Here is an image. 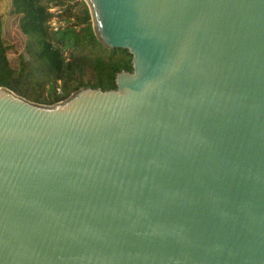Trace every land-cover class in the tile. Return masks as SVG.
<instances>
[{"label":"water","instance_id":"95a60500","mask_svg":"<svg viewBox=\"0 0 264 264\" xmlns=\"http://www.w3.org/2000/svg\"><path fill=\"white\" fill-rule=\"evenodd\" d=\"M114 87L0 86V264H264V0H84Z\"/></svg>","mask_w":264,"mask_h":264},{"label":"trees","instance_id":"16d2710c","mask_svg":"<svg viewBox=\"0 0 264 264\" xmlns=\"http://www.w3.org/2000/svg\"><path fill=\"white\" fill-rule=\"evenodd\" d=\"M61 0H56L59 4ZM9 12L18 14L17 27L26 37L23 55L17 58L16 66H10L5 55L11 47L3 42L2 26L0 18V86H5L20 96L27 95V86H48L49 98L32 95L31 99L38 103L51 104L65 98L72 90L82 86L99 87L101 89L113 88L114 73L131 70L129 55L126 50L120 48H104L95 38L87 7L83 4L81 14L73 25L57 28L52 32L48 30L46 21L50 17L46 6L39 0H9ZM80 26L78 30L76 27ZM64 49H77L83 46L93 48V54L89 60L84 54L71 55L70 60L62 55L58 46ZM101 51H106L103 56ZM118 57L112 58L116 53ZM85 68H89L93 74V82H78L69 86V79L76 78ZM60 81V91L57 81ZM58 91V92H56Z\"/></svg>","mask_w":264,"mask_h":264},{"label":"rangeland","instance_id":"374dc122","mask_svg":"<svg viewBox=\"0 0 264 264\" xmlns=\"http://www.w3.org/2000/svg\"><path fill=\"white\" fill-rule=\"evenodd\" d=\"M39 1L40 3L44 4L48 12H50V17L48 18L46 23L48 26V30L51 32L53 30H56L57 28L73 25L77 20V16L81 14L83 4L86 6L84 0H61L59 4L56 3V0H39ZM8 8H9V0H0L2 39L4 43L11 46L6 52L5 59L10 66H16L18 56L23 55L24 53L23 47L26 37L19 31L17 27V21L19 15L10 13ZM79 27L80 26H77L76 30H78ZM55 45L58 46L57 44ZM58 47L61 50L62 55L66 57V60H70L69 57H71V55H69V53H73L74 56L84 54L85 59L89 60L94 51L93 48H91L90 46H83L75 50L64 49L60 46ZM96 51L101 52L103 56L107 54L106 51H101V49L99 48H97ZM119 55L121 54L117 52L112 56V58L118 57ZM75 76L76 78L73 77L72 79H69L68 82L69 86L76 84L78 82L77 80L81 81L82 83L93 82V74L89 68L84 67L83 72L79 75L75 74ZM56 83L58 86V90L60 91L59 88L60 81L58 80ZM27 91H28V93H26L27 95H24L22 97L32 102H35L31 99L32 95L34 94H36L39 97L43 96L44 98L50 97L47 85H45L43 88L36 85L27 86ZM14 93L16 94V92Z\"/></svg>","mask_w":264,"mask_h":264}]
</instances>
